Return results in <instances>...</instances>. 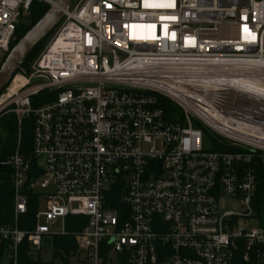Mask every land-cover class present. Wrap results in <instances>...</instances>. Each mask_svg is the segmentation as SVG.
<instances>
[{"label": "built area", "instance_id": "2783aa9c", "mask_svg": "<svg viewBox=\"0 0 264 264\" xmlns=\"http://www.w3.org/2000/svg\"><path fill=\"white\" fill-rule=\"evenodd\" d=\"M32 1L0 0V66ZM0 102L19 127L32 119L29 151L19 134L3 162L12 264L76 216L77 263L264 264V0H73Z\"/></svg>", "mask_w": 264, "mask_h": 264}, {"label": "trees", "instance_id": "16d2710c", "mask_svg": "<svg viewBox=\"0 0 264 264\" xmlns=\"http://www.w3.org/2000/svg\"><path fill=\"white\" fill-rule=\"evenodd\" d=\"M49 8L50 6L48 3L33 0L26 19H29L34 24ZM21 29L24 30L22 33H20ZM55 29L56 27L34 47L22 63L21 68L28 69L35 54L46 44L45 42L48 41ZM27 31L28 28L20 24L17 27V41ZM158 103L170 120L180 117V109L172 102L165 98H159ZM204 131L206 132V130ZM19 134L21 151L22 153H27L31 146L32 119H23L19 127L16 115L5 109L0 113V226L9 225L13 220L14 200L11 184V168L4 165L3 162L13 154ZM28 200V212L19 219V228L22 230L33 227V214L37 208V197L35 195H29ZM85 222L86 219L82 216L67 217L65 219L67 234L45 238L41 248L38 250L32 249L30 244L24 240L19 246L16 264H73V256L77 254L76 242L73 234L80 231ZM6 248L7 246L5 243L0 244V264H12V262L5 257ZM46 252L51 255V258L47 261L41 258V254ZM234 264L244 263L238 258L234 261Z\"/></svg>", "mask_w": 264, "mask_h": 264}, {"label": "water", "instance_id": "95a60500", "mask_svg": "<svg viewBox=\"0 0 264 264\" xmlns=\"http://www.w3.org/2000/svg\"><path fill=\"white\" fill-rule=\"evenodd\" d=\"M73 0H54L48 11L36 22L22 19L28 31L16 42L0 66V95L26 57L58 25Z\"/></svg>", "mask_w": 264, "mask_h": 264}, {"label": "rangeland", "instance_id": "374dc122", "mask_svg": "<svg viewBox=\"0 0 264 264\" xmlns=\"http://www.w3.org/2000/svg\"><path fill=\"white\" fill-rule=\"evenodd\" d=\"M39 1H42V2H45V1H43V0H39ZM50 1H54V0H50ZM45 3H47V2H45ZM49 4V3H48ZM49 6H50V4H49ZM24 30L23 29H21L20 30V33H22ZM46 43V42H45ZM45 45V44H44ZM44 45L41 47V49H40V51L37 53V54H35V56H34V59H36V57L40 54V52L42 51V49H43V47H44ZM33 59V60H34ZM2 111H4V109L3 110H0V113L2 112ZM216 139H218L216 136H214L212 133H210V132H205V131H203V141H202V146H203V148L204 149H207V150H210V149H212V147H213V145H212V143L214 142V141H216ZM51 191V188H49L47 191H41V190H39V189H36V191H35V193L36 194H42V193H46V192H50ZM219 204H220V210L221 211H225V210H230L233 206H234V203H233V201L232 200H230L229 198H226V197H222L220 200H219ZM45 209H46V203H45V200L44 199H41V201H40V203H39V210L40 211H45ZM55 229L58 231L60 228H61V220L60 219H58L56 222H55ZM41 258L43 259V260H49L50 258H51V255H50V253H42L41 254ZM72 262H73V264H81V263H77V260L75 259V258H73L72 259Z\"/></svg>", "mask_w": 264, "mask_h": 264}, {"label": "bare ground", "instance_id": "6f19581e", "mask_svg": "<svg viewBox=\"0 0 264 264\" xmlns=\"http://www.w3.org/2000/svg\"><path fill=\"white\" fill-rule=\"evenodd\" d=\"M50 3H53V1H50V0H48ZM18 82H19V77H17V78H15V80H13V82H12V86H17V84H18ZM21 83H19V85H20ZM1 105H2V103L0 102V107H1Z\"/></svg>", "mask_w": 264, "mask_h": 264}, {"label": "flooded vegetation", "instance_id": "af4514ba", "mask_svg": "<svg viewBox=\"0 0 264 264\" xmlns=\"http://www.w3.org/2000/svg\"><path fill=\"white\" fill-rule=\"evenodd\" d=\"M20 28V27H19Z\"/></svg>", "mask_w": 264, "mask_h": 264}]
</instances>
